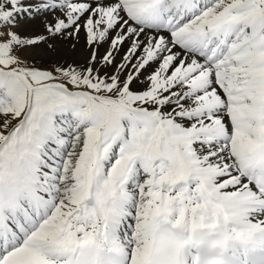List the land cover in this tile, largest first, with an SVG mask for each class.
Instances as JSON below:
<instances>
[{
    "label": "snow or ice",
    "instance_id": "obj_1",
    "mask_svg": "<svg viewBox=\"0 0 264 264\" xmlns=\"http://www.w3.org/2000/svg\"><path fill=\"white\" fill-rule=\"evenodd\" d=\"M0 115V264H185L264 233V0H0Z\"/></svg>",
    "mask_w": 264,
    "mask_h": 264
},
{
    "label": "bare ground",
    "instance_id": "obj_2",
    "mask_svg": "<svg viewBox=\"0 0 264 264\" xmlns=\"http://www.w3.org/2000/svg\"><path fill=\"white\" fill-rule=\"evenodd\" d=\"M34 30H38V29H36V27L34 25H26L25 26V33L26 34H31ZM44 49H45V46H43V45L34 48L33 52H32L33 57L39 58V59H46V58H43V57H48L45 54ZM101 51H103V50H101ZM86 52H87V48L84 47V42L81 41V43L78 44L76 46V48H72L71 45H68L65 50H62V55L65 58H67L69 60V62H71L72 60H82L84 55L86 54ZM245 182H247V181H245ZM250 186L253 188L252 185H250ZM231 190L232 189H228V191H231ZM250 222L252 224H255L257 222L264 223V212H258V213L253 214L250 217ZM246 225H247V222L234 224L231 226V229L229 231L232 232V229L239 230V229H241V227L246 226ZM259 239L264 240V233H261L258 230H254V235H253L252 240H259Z\"/></svg>",
    "mask_w": 264,
    "mask_h": 264
},
{
    "label": "rangeland",
    "instance_id": "obj_3",
    "mask_svg": "<svg viewBox=\"0 0 264 264\" xmlns=\"http://www.w3.org/2000/svg\"><path fill=\"white\" fill-rule=\"evenodd\" d=\"M101 50H103V48H101ZM32 52H33V49H24L21 52H19L18 55H20L21 59L24 62H28V63L33 62V60H35L37 63H44V62H47L49 60V57H43V58H46V59L34 58ZM29 53H32V55H29ZM5 118H7L8 120H10L11 116L9 115L7 117H4V116L0 115V124L3 123V120Z\"/></svg>",
    "mask_w": 264,
    "mask_h": 264
}]
</instances>
